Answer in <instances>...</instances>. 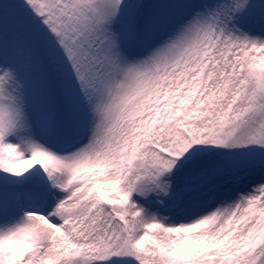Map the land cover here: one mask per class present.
Masks as SVG:
<instances>
[{
	"label": "snow or ice",
	"instance_id": "snow-or-ice-1",
	"mask_svg": "<svg viewBox=\"0 0 264 264\" xmlns=\"http://www.w3.org/2000/svg\"><path fill=\"white\" fill-rule=\"evenodd\" d=\"M0 264H264V0H0Z\"/></svg>",
	"mask_w": 264,
	"mask_h": 264
}]
</instances>
